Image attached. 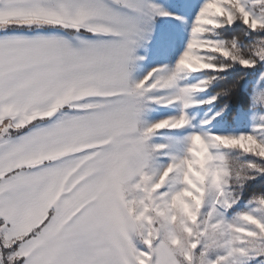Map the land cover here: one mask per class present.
I'll return each instance as SVG.
<instances>
[{
	"label": "snow or ice",
	"instance_id": "1",
	"mask_svg": "<svg viewBox=\"0 0 264 264\" xmlns=\"http://www.w3.org/2000/svg\"><path fill=\"white\" fill-rule=\"evenodd\" d=\"M197 6L176 63L137 79L175 15L155 0H0V264H264V0ZM234 100L250 131L205 127Z\"/></svg>",
	"mask_w": 264,
	"mask_h": 264
},
{
	"label": "rangeland",
	"instance_id": "2",
	"mask_svg": "<svg viewBox=\"0 0 264 264\" xmlns=\"http://www.w3.org/2000/svg\"><path fill=\"white\" fill-rule=\"evenodd\" d=\"M162 2V7L172 11L175 15L181 17L180 20H175V15L172 17H162L158 19L154 39L144 47L139 49V55L145 59L137 62L135 77L142 78L155 67L173 66L179 59L180 55L185 51L190 38L191 28L193 26L199 7L194 5H202L204 0H158ZM175 21V22H173ZM203 73H194L189 77V82L194 83L197 79L203 78ZM248 83H251L248 82ZM214 93L212 88L207 92L197 94L199 99H207ZM220 105H203L188 109L190 117H192V125L201 127V122L210 118L216 111H219ZM181 108L179 105L163 107L160 105H152L148 113V121H157L171 115H177ZM238 113V115H237ZM211 128L217 133H239L242 131H250L252 128L251 114L244 111L243 108H236L233 114L231 107L227 112L217 117L211 125L205 126ZM192 131V126L185 129L177 130H162L155 139L157 142L168 143L173 138H183ZM179 144L177 147H182ZM249 159V157H244ZM264 178V177H262Z\"/></svg>",
	"mask_w": 264,
	"mask_h": 264
},
{
	"label": "trees",
	"instance_id": "3",
	"mask_svg": "<svg viewBox=\"0 0 264 264\" xmlns=\"http://www.w3.org/2000/svg\"><path fill=\"white\" fill-rule=\"evenodd\" d=\"M243 71H250V70H240L239 68H237L236 70H231L230 69L229 70V73L227 74L228 80L229 81H232V80L236 79ZM250 81H251V79L249 78V80L246 83H248ZM221 86H222V84L218 83V84L214 85L212 87V89H213V91H215L216 89H218ZM220 103H221L220 101L217 102V104H219V105H220ZM238 107L243 108L242 106H238L237 103H236V101L234 100L233 101V104H232L233 114L235 113V110ZM261 180H264V178H261Z\"/></svg>",
	"mask_w": 264,
	"mask_h": 264
},
{
	"label": "crops",
	"instance_id": "4",
	"mask_svg": "<svg viewBox=\"0 0 264 264\" xmlns=\"http://www.w3.org/2000/svg\"><path fill=\"white\" fill-rule=\"evenodd\" d=\"M155 2L162 6V2H158V0H155Z\"/></svg>",
	"mask_w": 264,
	"mask_h": 264
}]
</instances>
